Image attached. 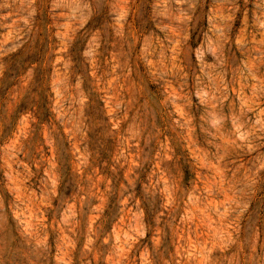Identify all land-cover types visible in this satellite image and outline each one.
Wrapping results in <instances>:
<instances>
[{
    "label": "rangeland",
    "instance_id": "374dc122",
    "mask_svg": "<svg viewBox=\"0 0 264 264\" xmlns=\"http://www.w3.org/2000/svg\"><path fill=\"white\" fill-rule=\"evenodd\" d=\"M0 264H264V0H0Z\"/></svg>",
    "mask_w": 264,
    "mask_h": 264
}]
</instances>
